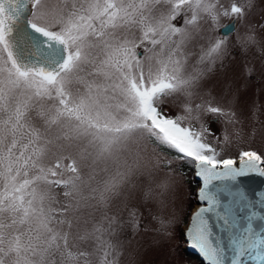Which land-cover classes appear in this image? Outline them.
<instances>
[{
  "label": "snow or ice",
  "instance_id": "snow-or-ice-1",
  "mask_svg": "<svg viewBox=\"0 0 264 264\" xmlns=\"http://www.w3.org/2000/svg\"><path fill=\"white\" fill-rule=\"evenodd\" d=\"M253 7L0 0V264H121L111 239L118 218L105 215V225L92 210L134 178L149 185L145 200L163 204L177 162L202 181L185 232L190 246L207 264H264V193L256 201L241 180L264 177V152L221 155L256 129L202 91L203 70L186 71L190 45L200 41L207 46L198 63L222 59L234 25ZM222 17L232 24L215 35ZM236 43L245 51L258 45L256 26ZM221 119L217 135L211 125ZM107 160L120 167L101 189L95 166ZM171 222L160 218L161 230ZM128 223L138 227L135 210Z\"/></svg>",
  "mask_w": 264,
  "mask_h": 264
},
{
  "label": "rangeland",
  "instance_id": "rangeland-1",
  "mask_svg": "<svg viewBox=\"0 0 264 264\" xmlns=\"http://www.w3.org/2000/svg\"><path fill=\"white\" fill-rule=\"evenodd\" d=\"M227 5L230 0H223ZM246 3V0H239ZM232 18L222 17L221 25L231 22ZM264 0H254L246 20L236 23V28L228 36L229 46L222 59L217 60L210 68L198 63L201 48L206 47L205 41L190 45V55L186 71L203 70L201 81L202 91L210 93L224 107H231L246 117L245 127L256 129L254 138L246 142L232 144L221 155L235 157L241 149L251 148L264 152ZM248 25H255L259 44L242 50L236 43V36L247 30ZM217 30L215 35L222 33ZM251 69V72L248 71ZM175 115L176 109H166ZM255 113V116H253ZM213 131L220 135L222 128L226 127L223 119L221 123L211 125ZM230 130V129H229ZM214 144L215 141H212ZM170 158L175 159L170 154ZM120 167V161H100L95 166L94 185L103 188L105 181L109 180ZM135 183L126 185L120 194L101 203L93 212V221H107L103 217L115 216L117 224L111 236L118 242L123 250L121 264H201L199 258L186 251L187 241L185 230L190 223V216L198 206L196 199L200 183L195 179V170L190 164L177 162L172 173V190L157 200H145L144 190L149 186L141 183L140 178H134ZM135 210L138 227H132L129 212ZM171 220L168 231L161 230L159 219Z\"/></svg>",
  "mask_w": 264,
  "mask_h": 264
},
{
  "label": "water",
  "instance_id": "water-1",
  "mask_svg": "<svg viewBox=\"0 0 264 264\" xmlns=\"http://www.w3.org/2000/svg\"><path fill=\"white\" fill-rule=\"evenodd\" d=\"M230 24H232V21L227 23L226 25H230ZM235 28H236V24L234 25L233 30ZM221 31L222 32L224 31L223 27H222ZM195 179L200 183V186H201V184H202L201 178L198 177L197 175H195ZM241 180H242L244 186L246 187V190L253 196V198L256 201H259L262 198L261 194L264 193V177H260L258 175H251L248 177L241 178ZM218 183H220V182H218ZM259 206L260 205L257 204L258 208H259ZM197 207H196V209H197ZM189 226H190V223H189L187 229L189 228ZM187 229L185 230V232L187 231ZM186 241L188 243L186 246V251L192 255L197 256L199 258L201 264H207V262L204 260V258L201 256V254L198 252V250H196L190 246V243L187 240V238H186Z\"/></svg>",
  "mask_w": 264,
  "mask_h": 264
}]
</instances>
